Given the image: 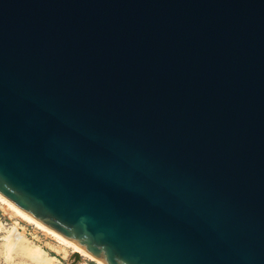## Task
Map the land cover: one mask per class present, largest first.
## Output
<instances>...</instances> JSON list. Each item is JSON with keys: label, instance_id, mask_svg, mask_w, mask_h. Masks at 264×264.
Returning <instances> with one entry per match:
<instances>
[{"label": "water", "instance_id": "water-1", "mask_svg": "<svg viewBox=\"0 0 264 264\" xmlns=\"http://www.w3.org/2000/svg\"><path fill=\"white\" fill-rule=\"evenodd\" d=\"M0 195L103 264H264V0H0Z\"/></svg>", "mask_w": 264, "mask_h": 264}, {"label": "rangeland", "instance_id": "rangeland-1", "mask_svg": "<svg viewBox=\"0 0 264 264\" xmlns=\"http://www.w3.org/2000/svg\"><path fill=\"white\" fill-rule=\"evenodd\" d=\"M14 236L19 240L12 245ZM28 249L37 252L40 257L44 255L53 258L49 264H70L69 258L74 254L71 247L60 243L56 237L36 224L13 214L0 201V264H39L37 257L29 254ZM78 264L98 263L80 257Z\"/></svg>", "mask_w": 264, "mask_h": 264}, {"label": "bare ground", "instance_id": "bare-ground-1", "mask_svg": "<svg viewBox=\"0 0 264 264\" xmlns=\"http://www.w3.org/2000/svg\"><path fill=\"white\" fill-rule=\"evenodd\" d=\"M0 201L3 202L4 204H6L7 207L10 209V211L13 214L21 217L25 221L32 222V223L36 224L41 229L45 230L49 234H51L54 237H56L60 243L65 244V245L71 247L73 249V253L74 254H78L79 257H86V258H89L91 260H94L98 264H103L100 261H98L97 259H95L93 256H91L90 254L86 253L84 250H82L81 248H79L78 246H76L75 244H73L72 242H70L67 239H65V238L57 235L56 233H54L53 231H51L50 229H48L47 227H45L43 224H41L37 220L33 219L32 217H30L29 215H27L26 213H24L21 209H19L17 206H15L14 204H12L7 199L3 198L1 195H0ZM12 239H14V241L12 240L13 241V243H11L12 245H14L16 243V241L19 240V238L17 236H14ZM28 251H29V254L37 257V261H38L39 264H49V261L51 263V260H54L53 258L46 257L44 255L40 257V256H38L37 252L32 251V249L31 250L28 249Z\"/></svg>", "mask_w": 264, "mask_h": 264}]
</instances>
